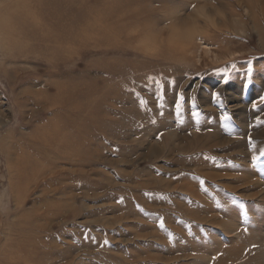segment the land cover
<instances>
[{
  "label": "rangeland",
  "instance_id": "374dc122",
  "mask_svg": "<svg viewBox=\"0 0 264 264\" xmlns=\"http://www.w3.org/2000/svg\"><path fill=\"white\" fill-rule=\"evenodd\" d=\"M0 264H264V0H0Z\"/></svg>",
  "mask_w": 264,
  "mask_h": 264
},
{
  "label": "bare ground",
  "instance_id": "6f19581e",
  "mask_svg": "<svg viewBox=\"0 0 264 264\" xmlns=\"http://www.w3.org/2000/svg\"><path fill=\"white\" fill-rule=\"evenodd\" d=\"M111 1V0H110Z\"/></svg>",
  "mask_w": 264,
  "mask_h": 264
}]
</instances>
